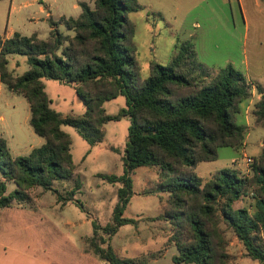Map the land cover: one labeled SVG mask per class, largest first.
I'll list each match as a JSON object with an SVG mask.
<instances>
[{
	"label": "trees",
	"instance_id": "16d2710c",
	"mask_svg": "<svg viewBox=\"0 0 264 264\" xmlns=\"http://www.w3.org/2000/svg\"><path fill=\"white\" fill-rule=\"evenodd\" d=\"M79 7L77 18L59 19L74 32L72 38L58 33L51 21L47 40L19 33L9 38L0 36V83L26 101L29 125L35 135L45 140L28 155L12 157L5 140L0 138V210L14 202H29L27 191L32 188L51 190L54 181L72 177L71 139L62 126L73 127L92 147L103 139L107 122L127 117L123 173L118 177L102 176L108 183L120 184L111 221L102 228L104 234L110 238L121 226L132 223L123 217L133 195L132 172L140 167H158L163 181L157 192L168 193L169 197L163 216L174 228L175 264H226L225 254L220 253L223 242L216 231L214 205L220 200L224 201L223 223L241 242L247 256L264 264L260 240L264 232V167L254 166L251 178L222 169L204 184L195 172L197 164L216 160L219 148L241 145L244 127L236 123L235 117L242 102L251 97L245 76L227 65L209 83L198 85L192 81L188 67L197 70L203 79L208 77L207 69L197 62L190 45L181 44L166 65L150 63L148 77L139 80L133 55V26L128 18L138 7L136 0H95L93 9L84 2ZM64 42L67 46L57 54ZM8 55L25 56L29 68L13 76L7 70ZM44 79L74 84L84 113L63 116L51 109ZM257 88L260 97L252 116L264 127V88ZM182 89L185 92L177 95L176 90ZM118 96L124 98V107L115 115H107L103 104ZM6 181L13 182L16 188L3 195ZM247 185L258 188L252 214L231 208ZM79 187L76 181L67 200ZM182 228H186L185 234ZM92 229L96 235L95 223ZM91 247L107 264H145L133 258H118L109 245Z\"/></svg>",
	"mask_w": 264,
	"mask_h": 264
},
{
	"label": "rangeland",
	"instance_id": "374dc122",
	"mask_svg": "<svg viewBox=\"0 0 264 264\" xmlns=\"http://www.w3.org/2000/svg\"><path fill=\"white\" fill-rule=\"evenodd\" d=\"M72 0H0V36L18 32L29 37L36 34L47 40L51 26L63 36L72 38L59 19L46 22L50 6L52 18L63 12L66 17L77 15L71 10ZM94 8L95 0L87 1ZM138 7L128 14L133 26V55L137 62V78L149 75V65L154 62L166 65L177 53L181 44H188L195 58L207 69L203 79L194 68L188 67L190 76L198 85L207 84L220 69L227 65L246 75L251 97L244 101L236 115V123L244 127L242 143L237 148L223 147L217 150V159L196 165L195 172L202 184L222 169L235 170L239 176L251 178L254 166L264 167V127L252 116L253 106L260 97L257 86L264 88V0H136ZM42 6V7H41ZM58 7V11L54 8ZM77 18V17H76ZM50 28V29H49ZM67 46L64 42L57 50L60 54ZM25 56L8 55L7 70L13 76L22 75L28 68ZM44 91L50 100V108L66 115H81L83 102L76 95L72 84L55 80H43ZM176 90V94L184 93ZM124 98L118 96L106 101L103 108L107 115H115L124 107ZM249 107L247 112L243 110ZM0 138L4 139L12 157L26 156L32 148L40 147L45 140L35 135L29 125V107L19 95L10 92L0 83ZM129 119L123 117L104 125L103 139L90 147L70 126L62 130L71 139L70 153L73 175L69 180L54 181L51 190L35 187L27 191L30 201L17 204L0 214V243L6 246V264H21L18 251L31 250V264H107L94 253L92 245L101 248L111 246L118 258H133L145 264H175L177 255L173 240L174 228L163 212L168 193L157 192L163 181L158 167H140L131 174L133 195L123 213L131 224L121 226L108 238L102 228L111 221L117 202L119 183H108L102 176H120L123 173L121 158L127 141ZM249 159V162H247ZM2 161H0V183ZM80 189L72 199L68 194L75 182ZM3 195L16 187L6 181ZM254 185H247L240 198L231 205L232 210L254 212ZM56 191L62 199H58ZM224 201L214 205L217 217L216 231L221 238L220 253L225 254L226 264H259L249 258L234 233L223 223L221 207ZM98 226L93 234L92 224ZM183 234L187 232L182 228ZM264 245V232L260 234ZM16 250L15 260H12ZM10 254V256H9ZM24 254V253H23ZM9 257V259H8ZM11 258V259H10Z\"/></svg>",
	"mask_w": 264,
	"mask_h": 264
},
{
	"label": "crops",
	"instance_id": "0c3cea01",
	"mask_svg": "<svg viewBox=\"0 0 264 264\" xmlns=\"http://www.w3.org/2000/svg\"><path fill=\"white\" fill-rule=\"evenodd\" d=\"M39 3H42L43 0H37ZM65 1V0H63ZM88 0H72L71 1V10L73 12H75V14H77L75 17L74 15L71 16V18H76L78 17V15L80 14V7H79V3L81 2H84V3H88L87 2ZM42 7V6H41ZM58 7H55L54 10L55 11H58L57 10ZM42 12H44L43 10H47V12L45 13V18H43V20H45L46 22H48L49 19H51L52 21H56L57 19H60L61 17H64V18H68L66 17V15L63 14V12L59 13L58 15H56L55 18H52V15L49 13L50 12V6H46V4H44V6L41 8ZM50 29V28H49ZM13 33H18V32H13V30L11 32H9L5 37L3 38H9ZM33 35H36V34H33ZM23 36V35H22ZM244 75V74H243ZM246 77V75H244ZM246 101V100H245ZM244 102V101H243ZM242 102V103H243ZM242 105V104H241ZM241 108V107H240ZM249 109V107H247V105H245L244 107V110H243V114L244 112H247V110ZM241 110V109H240ZM2 117H0L1 119ZM39 137V136H38ZM7 145V144H6ZM8 148V147H7ZM33 149V148H32ZM31 149V150H32ZM30 150V151H31ZM9 151V149H8ZM198 166V165H197ZM197 168V167H196ZM133 188V187H132ZM134 196V195H133ZM10 208V207H9ZM5 209H8V208H5ZM5 209H1L0 210V214L2 213L3 210ZM14 253L12 260H15V253L17 252L16 250L13 249L12 251ZM19 255L23 258V259H27L26 261L25 260H22V261H19L21 262V264H31V250H28L27 252L26 251H18ZM24 253V254H23ZM10 256V254H9ZM10 258V259H11ZM9 259V257H8ZM6 260H7V252H6V246L1 244L0 243V264H6ZM102 261V260H101ZM9 264H13V262L9 263Z\"/></svg>",
	"mask_w": 264,
	"mask_h": 264
},
{
	"label": "built area",
	"instance_id": "2783aa9c",
	"mask_svg": "<svg viewBox=\"0 0 264 264\" xmlns=\"http://www.w3.org/2000/svg\"><path fill=\"white\" fill-rule=\"evenodd\" d=\"M247 162H249V159H247Z\"/></svg>",
	"mask_w": 264,
	"mask_h": 264
}]
</instances>
